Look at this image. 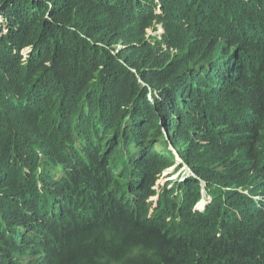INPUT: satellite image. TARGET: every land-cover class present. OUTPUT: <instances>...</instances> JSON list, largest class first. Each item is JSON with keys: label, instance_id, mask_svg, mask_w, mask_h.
I'll use <instances>...</instances> for the list:
<instances>
[{"label": "trees", "instance_id": "16d2710c", "mask_svg": "<svg viewBox=\"0 0 264 264\" xmlns=\"http://www.w3.org/2000/svg\"><path fill=\"white\" fill-rule=\"evenodd\" d=\"M0 18V264H264V0Z\"/></svg>", "mask_w": 264, "mask_h": 264}, {"label": "rangeland", "instance_id": "374dc122", "mask_svg": "<svg viewBox=\"0 0 264 264\" xmlns=\"http://www.w3.org/2000/svg\"><path fill=\"white\" fill-rule=\"evenodd\" d=\"M0 19H2V18H0ZM162 31V27H161V25H159L158 26V28H157V30L155 31L153 28H149L148 30H147V32H148V34H157L158 32L160 33ZM24 52H26V50L24 51ZM177 158L180 160V158H179V156H177ZM178 164V163H177ZM177 164H175V165H173V166H171V167H169L167 170H165L163 173H162V175H161V177H160V179L158 180V182H157V186L158 185H164L165 183H166V181L168 180V179H176V178H180V176L182 175V173L183 172H185L186 170H184L183 168H177L178 166H176ZM179 169V170H178ZM183 171V172H182ZM156 197H154V199H155ZM205 200V199H204Z\"/></svg>", "mask_w": 264, "mask_h": 264}, {"label": "water", "instance_id": "95a60500", "mask_svg": "<svg viewBox=\"0 0 264 264\" xmlns=\"http://www.w3.org/2000/svg\"><path fill=\"white\" fill-rule=\"evenodd\" d=\"M177 156H179V158H180V160L177 158V161H178V163H180V162H182V159H181V157H180V155L177 153ZM185 167V170L187 171V172H189L190 171V169H189V167H187V165L186 166H184ZM169 170V169H168ZM202 200H204V199H202ZM204 205H206V201L204 200V202L200 205V203H198V205L196 206L197 208H202Z\"/></svg>", "mask_w": 264, "mask_h": 264}, {"label": "clouds", "instance_id": "9594fccd", "mask_svg": "<svg viewBox=\"0 0 264 264\" xmlns=\"http://www.w3.org/2000/svg\"><path fill=\"white\" fill-rule=\"evenodd\" d=\"M162 27V26H161ZM164 30H163V28H162V31L160 32V33H162ZM159 33V32H158Z\"/></svg>", "mask_w": 264, "mask_h": 264}]
</instances>
